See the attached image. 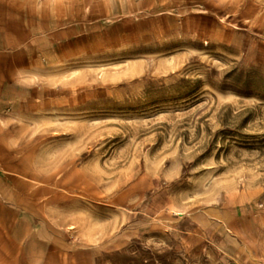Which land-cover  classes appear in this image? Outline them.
Listing matches in <instances>:
<instances>
[{
    "label": "rangeland",
    "instance_id": "1",
    "mask_svg": "<svg viewBox=\"0 0 264 264\" xmlns=\"http://www.w3.org/2000/svg\"><path fill=\"white\" fill-rule=\"evenodd\" d=\"M0 7V264H264V0Z\"/></svg>",
    "mask_w": 264,
    "mask_h": 264
},
{
    "label": "crops",
    "instance_id": "2",
    "mask_svg": "<svg viewBox=\"0 0 264 264\" xmlns=\"http://www.w3.org/2000/svg\"><path fill=\"white\" fill-rule=\"evenodd\" d=\"M2 1L4 0H0V6ZM25 40L23 34H18L16 30L15 10H11V16H8V10L0 7V130L3 129L1 116L10 113L9 104L16 100L15 92H12L17 87L15 55L17 49H23L24 53ZM4 65L12 66L11 79L5 76ZM6 178V172L0 169V188L1 182L6 181Z\"/></svg>",
    "mask_w": 264,
    "mask_h": 264
}]
</instances>
